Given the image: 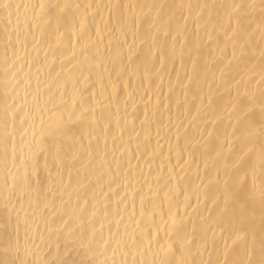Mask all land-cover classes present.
<instances>
[{
    "label": "snow or ice",
    "instance_id": "snow-or-ice-1",
    "mask_svg": "<svg viewBox=\"0 0 264 264\" xmlns=\"http://www.w3.org/2000/svg\"><path fill=\"white\" fill-rule=\"evenodd\" d=\"M0 264H264V0H0Z\"/></svg>",
    "mask_w": 264,
    "mask_h": 264
},
{
    "label": "bare ground",
    "instance_id": "bare-ground-1",
    "mask_svg": "<svg viewBox=\"0 0 264 264\" xmlns=\"http://www.w3.org/2000/svg\"><path fill=\"white\" fill-rule=\"evenodd\" d=\"M165 87H166V84H165Z\"/></svg>",
    "mask_w": 264,
    "mask_h": 264
}]
</instances>
